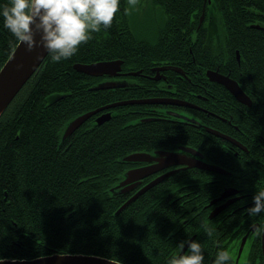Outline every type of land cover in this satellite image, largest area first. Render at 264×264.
Masks as SVG:
<instances>
[{
  "label": "trees",
  "instance_id": "trees-1",
  "mask_svg": "<svg viewBox=\"0 0 264 264\" xmlns=\"http://www.w3.org/2000/svg\"><path fill=\"white\" fill-rule=\"evenodd\" d=\"M200 11L192 8L190 12L196 18ZM160 12L164 21L154 26L152 37L143 33L150 27L133 24V16L120 9L112 24L94 32L72 57L54 61L48 51L0 115V256L88 253L124 264H166L165 257L173 253L175 244L194 234L205 245L206 260L218 248H228L235 264L240 238L264 214L250 217L240 209L230 216L222 212L208 218L211 205L207 203L227 184L252 192V198L246 177L253 153H243L242 159L222 154L221 142L202 143L199 129L178 122H136L139 110L129 105L114 107L102 123L90 117L84 128L61 142L70 119L126 96L119 89H91L98 79L73 64L116 58L123 59L125 67L139 64L138 59L126 56L130 50L150 51V57L159 62L183 68L188 59L200 61L204 54L208 59L203 68L213 67L222 58L232 59L236 79L258 82L250 95L253 105L264 106V85L259 83L264 82V30L250 25L264 26V0H218L217 7L205 9V19L190 40L196 24L187 21L186 10L171 7ZM211 19L218 22L211 23ZM17 41L3 28L0 17V66ZM223 93L233 96L224 88ZM243 114L238 120L232 118L246 134L240 140L264 153L260 148L264 137L258 135L264 126V109L248 108ZM89 121L93 122L87 125ZM252 131L256 141L249 138ZM176 143L207 150L206 160L231 173L178 169L116 213L130 195L117 193L115 188L130 166L123 161L124 155ZM205 225L212 230L210 234L204 231ZM247 240L243 264H262L259 236L249 232Z\"/></svg>",
  "mask_w": 264,
  "mask_h": 264
},
{
  "label": "flooded vegetation",
  "instance_id": "flooded-vegetation-1",
  "mask_svg": "<svg viewBox=\"0 0 264 264\" xmlns=\"http://www.w3.org/2000/svg\"><path fill=\"white\" fill-rule=\"evenodd\" d=\"M217 3L218 0H134V3H130V0H121L120 9H125L127 15L131 14L133 16V24H138L139 26L142 27H150V29H147L146 32H143L146 34V37H152V35L150 36V34L154 32L153 31L154 26L164 21L161 17V16L164 17V14L160 12L164 8L173 7L174 9H178V10L179 9L186 10L187 21H195L196 24V27L189 34V40H190L195 36L193 32H196L197 28L203 23L205 19V12H204L205 9L208 6L212 8L217 7ZM192 8H194L195 11L198 9L201 10L196 18L194 14L190 12ZM209 22L216 23L218 22V20L211 19ZM254 24H250V25L254 26ZM256 25L257 26L254 27L264 30V26L259 24ZM189 51H191L190 48L188 49V52ZM150 53L152 52L143 51L141 49L130 50L127 52L126 56H130L135 59H138L139 64L125 67L124 60L121 58H116L121 60V64H120V69L115 74L109 75L107 73H103L100 75H93V76L98 79L97 82H101V81L113 82L112 86H108L106 88L119 89L121 91V94L126 95L124 98L115 101H122L127 99L152 98L155 99V102L133 101L117 106L108 107L99 110L95 114L91 115L90 117L93 118V121L97 122L95 118L97 115L101 114L102 112L109 111L111 116V109H113L114 107L129 105L131 109L134 108V111L137 112V110H139V116L134 118V121L136 122L165 120L167 122H178L183 126L194 127L196 129H199L202 143H208L210 141L221 142V147L218 148V150L219 151L222 150L221 151L222 154L223 152L224 154L232 153L233 155L239 156L240 159H242L245 156V154L243 153H248V154L253 153L254 155L250 157L251 168L249 175L246 177L247 178L246 182L250 185V188L252 189L253 193L257 190L258 186L264 185V179L261 178V176L264 175V153H258L256 151L257 149L252 145L251 148L249 149L246 143L240 140L241 137L246 136V134H244L243 129L240 128L236 122L232 121L233 117L235 118V120H238L239 117L243 116L244 110L247 111L248 108L249 110L264 109V106H262V104L260 107H256L255 105H253L255 104V101L250 95V92L253 93L251 87H257L256 84L258 82L242 83L241 80L236 79L234 77L235 75L234 71L236 70L235 69L236 63L232 59L222 58V60L219 62L215 61L213 67L203 68V66L206 65L208 59V55L204 54L200 61H196L195 58L188 59L187 68H183L171 62H167V61L159 62V60L150 57L149 55ZM235 59L236 62L239 63V53L237 50L235 51ZM207 70H213L218 74L226 75L229 78L237 81L243 92L248 97L249 103L246 104L237 100L234 97V95L223 84L215 80H211L208 77ZM262 73L264 77V67ZM259 83H260V87L261 85H264V82H259ZM223 88L226 89L231 95H233L232 98L227 94L223 93ZM136 106H139L141 108L137 109ZM141 110L142 111L146 110V111H144L143 112L144 114H142ZM145 112L148 113L150 112L151 114H146ZM90 117L84 120L77 128L82 126L84 128L86 126L85 125L86 121ZM93 121L87 122L88 123L87 125H90V123ZM75 130H73L66 138H68ZM221 134L226 135L230 138H225ZM255 134L256 133L254 131L250 132L249 138L252 141L257 140ZM258 135L264 137V126L261 127ZM64 140H61V142H63ZM181 145L187 146V144L176 143L171 147H159L151 151L148 150H135V151L153 152L155 150L156 151L179 150L180 149L179 147ZM188 146L193 147L192 145H188ZM260 148L261 149L263 148L264 150L263 146ZM197 150L201 153V158L204 161L212 164H216L227 170L228 173H221L212 170H207L197 166L173 164L144 176L135 183V186H133L130 190L124 193H129L130 194L129 196H131L138 188L146 184L152 178L169 170H173L170 173L172 174L178 169L195 167L204 171H210V172L212 171L220 174L231 173L229 169L225 168L224 166L216 162L206 160L205 157L207 155V150L205 151H201L200 149ZM135 151H131V152H135ZM127 162L130 164V166H128L125 170L129 168L145 166L147 164H150L151 161H127ZM170 174L164 176L160 181H162ZM213 180L214 179L212 178L211 181ZM224 190L227 191V194L221 198L216 199ZM250 194H252V192L240 191L238 187H235L232 184L225 185L216 195H214L209 199L207 205H211V207H209L208 210V214H207L208 218H212L222 212L230 216L236 210H240V209L246 210L251 204L254 203ZM214 199L216 200L212 201ZM205 205L206 204H204V206ZM219 205H221V208L217 212H215L212 216H209V214L214 210V208ZM263 219L264 216L261 221H253L250 224L248 231H246L242 235V237L246 235V238L243 243L242 249L238 254V248L242 237L240 238L237 247V253L235 256V264L240 263V257L246 245L248 250L247 236L249 232L251 234L254 233L251 230V226L256 223H262ZM194 236L195 235L192 234L190 238L194 239ZM259 245L261 252L260 236H259ZM186 249L187 247L184 250ZM244 261L241 263L243 264ZM261 262L262 264H264L262 253H261ZM252 264H259V263L255 262Z\"/></svg>",
  "mask_w": 264,
  "mask_h": 264
},
{
  "label": "water",
  "instance_id": "water-1",
  "mask_svg": "<svg viewBox=\"0 0 264 264\" xmlns=\"http://www.w3.org/2000/svg\"><path fill=\"white\" fill-rule=\"evenodd\" d=\"M254 26H257L254 24ZM36 39H40V34L36 33ZM47 50L42 45H36L35 47L29 49L24 42L17 41L16 45L3 61L0 66V115L8 106L10 101L14 98L20 88L29 79L33 72L37 69L41 61L47 54ZM121 60L120 59H109V60H99L89 63H74L73 67L81 72L88 75H100L107 73L109 75L115 74L120 69ZM208 77L211 80H215L223 84L234 97L248 104L249 99L243 92L238 82L229 78L226 75L218 74L213 70H207ZM113 82L101 81L97 84L91 86V89H101L108 86H112ZM155 102V99L144 98V99H127L122 101H115L105 105H101L94 109L82 112L72 119H70L64 127L61 140H64L73 130H75L84 120H86L91 115L95 114L97 111L125 104L128 102ZM110 116L109 111L102 112L96 116V121L98 123L108 119ZM222 135V134H221ZM225 138H230L226 135H222ZM179 150H155L153 152L148 151H135L124 155L123 161H151L150 164L145 166L129 168L124 171L123 177L118 181L115 188H117V193H124L130 190L135 183L139 181L144 176L153 173L162 168L168 167L173 164H184L188 166H197L203 169L212 170L221 173H228L224 168L204 161L201 158V153L191 147L183 146L179 147ZM173 170L166 171L152 178L146 184L138 188L131 196H129L116 210L119 212L122 208L128 205L132 200H134L138 195L146 191L148 188L153 186L155 183L160 181L164 176L170 174ZM113 189V188H112ZM227 194L224 190L216 199L221 198ZM216 199L212 200L215 201ZM221 208V205L214 208V210L209 214L212 216ZM264 223V219L263 222ZM246 235H244L240 241L238 248V254L240 253L243 243L245 241ZM261 253L264 261V235H260ZM187 245H185V248ZM6 258V257H5ZM0 264H124L112 258L97 254L88 253H64V252H52L49 254L39 255L32 258H6L0 261Z\"/></svg>",
  "mask_w": 264,
  "mask_h": 264
},
{
  "label": "clouds",
  "instance_id": "clouds-1",
  "mask_svg": "<svg viewBox=\"0 0 264 264\" xmlns=\"http://www.w3.org/2000/svg\"><path fill=\"white\" fill-rule=\"evenodd\" d=\"M120 8L121 0H0V17L3 28L16 40L29 49L42 45L54 61H60L72 57L94 32L108 28ZM252 200L246 213L250 217L264 214V187L257 188ZM251 230L264 235V223L253 224ZM204 231L210 234L212 230L205 225ZM190 235L175 244L173 253L165 257L166 264H234V254L228 248H218L214 257L206 260L203 241ZM4 259L0 256V261Z\"/></svg>",
  "mask_w": 264,
  "mask_h": 264
},
{
  "label": "rangeland",
  "instance_id": "rangeland-1",
  "mask_svg": "<svg viewBox=\"0 0 264 264\" xmlns=\"http://www.w3.org/2000/svg\"><path fill=\"white\" fill-rule=\"evenodd\" d=\"M246 252H247V245L244 247L243 251H242V255L240 257V263L243 262L246 258ZM239 263V264H240ZM242 264V263H241Z\"/></svg>",
  "mask_w": 264,
  "mask_h": 264
}]
</instances>
